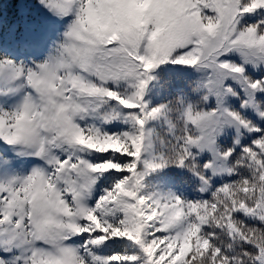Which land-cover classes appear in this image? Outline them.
Instances as JSON below:
<instances>
[{"label":"snow or ice","instance_id":"1","mask_svg":"<svg viewBox=\"0 0 264 264\" xmlns=\"http://www.w3.org/2000/svg\"><path fill=\"white\" fill-rule=\"evenodd\" d=\"M36 3L54 38L0 51V264H264V0Z\"/></svg>","mask_w":264,"mask_h":264},{"label":"rangeland","instance_id":"2","mask_svg":"<svg viewBox=\"0 0 264 264\" xmlns=\"http://www.w3.org/2000/svg\"><path fill=\"white\" fill-rule=\"evenodd\" d=\"M15 11L10 15V9L7 13L3 9L0 15V51L24 58L38 56L40 53L36 50L24 49L20 45L43 41L46 47L47 40L55 36L58 23L47 16L36 0H18Z\"/></svg>","mask_w":264,"mask_h":264},{"label":"trees","instance_id":"3","mask_svg":"<svg viewBox=\"0 0 264 264\" xmlns=\"http://www.w3.org/2000/svg\"><path fill=\"white\" fill-rule=\"evenodd\" d=\"M17 1L18 0H0V15L3 14V9H6V13L10 9L11 10L10 15L16 13L15 9H16ZM9 19L12 18L10 17Z\"/></svg>","mask_w":264,"mask_h":264}]
</instances>
